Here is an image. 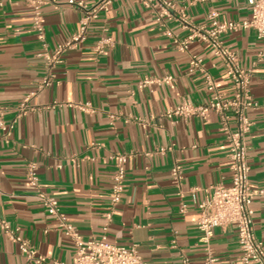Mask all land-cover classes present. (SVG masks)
<instances>
[{
	"label": "crops",
	"instance_id": "crops-1",
	"mask_svg": "<svg viewBox=\"0 0 264 264\" xmlns=\"http://www.w3.org/2000/svg\"><path fill=\"white\" fill-rule=\"evenodd\" d=\"M55 0L43 7L44 40L33 27L24 0H0V106L14 122L10 137L0 128V219L31 244L38 262L21 253L0 225V264H70L74 246L27 184L26 163L38 165L42 190L58 200L61 212L85 239L100 238L110 201L117 154L127 156L124 192L107 240L137 245L149 264H205L207 245L197 227L198 203L212 196L211 186L231 180L228 143L215 111L189 118L168 116L184 101H209L206 76L225 97L232 80L211 46L195 40L187 51L175 40L192 28L250 18L247 0H172L171 16L157 22L139 0H112L94 19L87 37L64 48L79 29L84 11ZM82 1L91 7L99 0ZM114 38L98 54L95 42ZM250 74L258 106L249 111L246 135L249 184L264 188V42L253 29L222 36ZM202 59L190 71V56ZM47 57L54 58L49 64ZM52 74L49 85L40 88ZM167 82L142 85L146 79ZM28 112L17 107L29 96ZM229 125L235 128V120ZM163 149V151H161ZM181 166L176 182L172 168ZM195 188H200L195 190ZM181 203L186 211L181 212ZM254 231L264 246V198L253 201ZM209 248L218 264H242L233 226L214 229Z\"/></svg>",
	"mask_w": 264,
	"mask_h": 264
},
{
	"label": "built area",
	"instance_id": "built-area-1",
	"mask_svg": "<svg viewBox=\"0 0 264 264\" xmlns=\"http://www.w3.org/2000/svg\"><path fill=\"white\" fill-rule=\"evenodd\" d=\"M32 8L33 27L38 38L44 40L43 7L48 2L55 0H24ZM112 0H99L91 7H87L82 1L69 0V5L84 11L80 20L78 31L64 44V48H75L83 42L88 33L91 22L98 18L102 11L107 10ZM145 6L152 8L157 22L164 24V18L171 16L174 8L172 0H139ZM250 6L251 15L243 21L220 22L216 19V13L211 14L212 23L210 26L200 25L192 28L191 33L182 40H175L177 47L187 51L189 45L195 40L209 44L214 55L221 60L226 68V73L232 80L234 93L231 97H225L216 90L215 83L210 76H206L207 88L210 91V98L206 104L196 105L184 101L168 112V116L189 118L195 115H205L209 111H215L220 116L221 126L225 132V139L228 143L231 180L228 185L218 183L211 186L212 196L198 203L199 217L197 227L201 232V241L207 245L208 256L205 264H218V258L214 256L209 248L214 229L217 227L233 226L237 230V240L240 249V261L242 264H264V246L257 239L254 231L252 208L256 197L264 198V188H252L249 184L250 165L248 162L246 135L249 133L252 121L249 118V111L258 106L250 91V74L242 64L237 52L224 44L222 36L232 31L253 29L258 39L264 42V0H247ZM114 38L110 35L101 36L94 44V51L98 54L104 52L105 48L112 45ZM55 58V57H54ZM54 58L47 57L49 64ZM190 71L201 68L202 59L196 55L190 56ZM52 74L43 80L40 88L50 84ZM171 76L162 79H146L142 85L167 82ZM29 96H26L17 107V118L24 116L29 110ZM235 120V128L229 125L230 119ZM14 122L4 120V110L0 106V128L5 136L10 137ZM163 151V149L161 150ZM114 159V174L109 192L110 201L105 213V224L100 238L85 239L80 231L68 221L61 212L58 200L45 193L40 185L38 176V165L34 161L26 163L27 184L35 190V196L41 201L49 215L53 216L59 229L68 237L74 246L73 260L70 264H149L144 260L137 245L123 246L116 245L107 240L109 226L113 220L116 208L123 198L124 180L126 175L127 156L117 154ZM172 176L176 182L181 179V166L175 165L172 168ZM200 188H195L199 190ZM181 212L186 211V205L181 203ZM0 225L7 235L14 240L23 253L29 259L38 262L45 261V258L37 256V251L31 244L9 229L7 222L0 219ZM56 264H64L56 262ZM183 264H190L188 259L183 257Z\"/></svg>",
	"mask_w": 264,
	"mask_h": 264
}]
</instances>
